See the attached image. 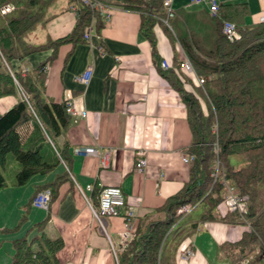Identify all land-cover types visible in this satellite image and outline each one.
Returning a JSON list of instances; mask_svg holds the SVG:
<instances>
[{"label": "trees", "instance_id": "1", "mask_svg": "<svg viewBox=\"0 0 264 264\" xmlns=\"http://www.w3.org/2000/svg\"><path fill=\"white\" fill-rule=\"evenodd\" d=\"M6 1L12 2L14 8L0 14V96L18 94L19 98L0 112V189L8 184L23 185L33 175L50 171L60 161L69 167L68 141L59 144L55 138L64 133L72 117L66 111L67 99L56 101L45 94L46 66L60 44L86 41L83 36L86 25H93L97 31L104 24L100 10L90 2L67 0L76 14L70 31L35 44L28 40V34L51 16L47 9L56 0H0V3ZM99 1L138 10L141 30L154 49L153 27L161 23L171 41H178L198 80L192 85L194 90H187L172 67L162 70L186 105L192 132L191 143L186 148L192 157L189 177L160 205L164 218L139 225L134 235L123 242L121 250L116 252L115 264H176L178 246L197 225L182 219L198 205L203 207L201 219L249 223V230L238 240L220 244L230 264L247 257L249 264H264V22H247L248 9L243 1L219 4L214 12L180 6L173 8L171 16L163 0ZM226 19L234 22L237 37L223 32ZM46 47L51 48V53L37 66L24 73L19 68L12 69L13 60ZM180 62L174 53V66L179 68ZM8 159L17 162L10 183L3 174ZM216 170L217 174H212ZM68 178L69 171L65 169L37 191L49 187L50 201L58 185ZM226 184L232 185L235 193L247 197L244 212L217 213L216 205L226 193ZM183 204H190L191 209L178 213L177 208ZM26 217L21 215L15 225L3 226L0 232L16 229ZM45 221L34 223L39 233L31 239L26 234L13 238L9 264L58 263L56 252L63 240L46 234Z\"/></svg>", "mask_w": 264, "mask_h": 264}, {"label": "crops", "instance_id": "2", "mask_svg": "<svg viewBox=\"0 0 264 264\" xmlns=\"http://www.w3.org/2000/svg\"><path fill=\"white\" fill-rule=\"evenodd\" d=\"M217 1L219 4L246 2L245 20L249 23L260 21L264 14V0ZM180 6L207 10L201 3L172 0L173 8ZM108 7L109 18L99 30H92L89 40L74 45L71 42L60 44L55 57L46 66L45 94L56 101L74 100L85 110L84 115H71L72 122L55 138L59 144L68 141L69 167L60 161L50 171L38 173L40 176L23 192V188H16L20 185L11 186L17 193L26 194L24 207L29 209L33 206L32 196L40 186L65 169L69 171L70 179L58 185L45 211L35 213L40 216L37 221L46 220L43 227L49 237L60 236L63 240L56 252L57 264H115L116 252L123 245L121 232L128 230L130 239L139 225L164 218L165 212L160 205L189 177L190 163L182 159L192 140L186 105L162 70L172 67L187 90H194L192 85L198 81L196 75L180 65L179 68L174 66V53L180 61L187 58L178 41H171L161 23L153 27L154 49L141 30L138 10L112 4ZM47 14L51 16L28 34L30 42L39 44L66 34L76 17L67 0L59 8L51 11L48 8ZM50 53L51 48L46 47L15 59L12 69L19 68L22 72L23 68H33ZM164 61L169 65L164 66ZM89 65L92 75L84 84L78 76ZM18 98V94L0 96V112ZM83 145L95 146L96 153L85 155L74 151L76 146ZM140 149L144 150L146 158L144 170L135 167ZM87 184L92 188L88 189ZM107 184L121 187L134 213L127 216L125 208L121 207L118 214L107 215L101 226L91 206L98 203L99 191ZM198 207L199 213L192 215L191 210L182 219L197 225L178 246L176 264H230L220 244L238 240L249 230V223L246 220L201 219L203 207ZM216 211L220 215L228 212L222 201L216 205ZM181 247L192 251L188 258L181 257ZM12 253L7 250V255L0 260L9 264ZM247 259L245 264H249L250 259ZM242 260L236 264H242Z\"/></svg>", "mask_w": 264, "mask_h": 264}, {"label": "built area", "instance_id": "3", "mask_svg": "<svg viewBox=\"0 0 264 264\" xmlns=\"http://www.w3.org/2000/svg\"><path fill=\"white\" fill-rule=\"evenodd\" d=\"M84 2H90L93 6L98 8L101 12V14L104 17V21L109 18L110 15V8L108 5L103 4L99 0H83ZM190 2L193 3H201L205 6V8L209 12H214L219 8V2L217 0H190ZM163 6L167 11V14L171 16L173 14V7H172V0H163ZM14 4L12 2L6 1L3 3H0V14H6L13 10ZM165 23H167L166 19H163ZM260 21L264 22V14L260 17ZM94 30L93 25L89 24L86 25L84 28L83 36L86 39H90L91 32ZM223 32L231 37H237L238 32L236 30L234 22L230 20H224L223 21ZM164 66H168V62L164 61L162 63ZM180 66L187 72H191L192 66L188 59H184L180 62ZM26 71V68L22 69V72L24 73ZM92 75V67L89 65L87 66L82 73L78 76L79 80L83 82L84 84H87L91 78ZM16 80V79H15ZM66 111L70 115H84L85 110L82 109L78 102L74 100H67L66 103ZM75 152H82L83 154H95L97 149L93 145H83V146H76L74 148ZM139 157L135 163V167L138 170H144L146 167V158L144 156V150L140 149L138 151ZM191 156L188 154H183L182 159L185 162H188L191 160ZM214 175L217 174V170L213 171ZM88 189L92 188L91 184H87L86 186ZM77 188L82 192V189L80 186L77 185ZM51 189L49 187L43 188L39 191H37L33 198H32V205L39 207V208H47L48 202L50 199ZM246 196L240 195L234 192L233 186L226 184V193L221 200L224 204L227 211L237 210L240 212H244L247 208L246 203ZM91 206V204H90ZM121 207H124V213L127 216L133 215L134 211L132 206L127 204L126 198L123 194V191L119 185L116 184H107L101 187L99 191V198H98V205L97 207L91 206L92 211L94 212L96 219L98 223L103 226L105 222V218L107 215H115L119 213V209ZM191 209L190 204H183L180 207L177 208V212H188ZM130 232L128 230H123L121 232L122 235V242L127 240L129 238ZM179 252L182 258L186 259L188 258L192 251L188 248L181 247L179 248ZM248 259L244 258L242 260V264H245Z\"/></svg>", "mask_w": 264, "mask_h": 264}, {"label": "rangeland", "instance_id": "4", "mask_svg": "<svg viewBox=\"0 0 264 264\" xmlns=\"http://www.w3.org/2000/svg\"><path fill=\"white\" fill-rule=\"evenodd\" d=\"M66 2V0H56L54 3H52L49 7V11L52 9H56L61 7V5ZM17 162H15L13 159L7 160L6 162V168L3 170V174L5 176L6 181L10 183L13 178L15 177V172L17 171ZM38 174V173H37ZM40 176L34 175L27 183L20 185L16 188H23L22 192L27 188L29 189L30 184L34 181L35 178ZM11 184H8L7 186L2 188V191L0 192V228L4 225H8L9 227H12L15 225L21 215L25 214L27 217L23 221V223L18 226L16 229L9 230L6 232H0V259H2V256L7 255V250H12L13 252V238L18 237L21 235L26 234L28 240L31 239V237L38 232V229L35 227L34 223L38 219H40V216H35V213H40L45 211L44 208H36L31 207L29 209H26L24 207V204L27 203V199L25 198V193H20L12 189ZM18 186V185H16ZM200 212V207H196L192 211V215H195ZM34 221V222H33ZM11 256V254H10ZM11 258V257H10ZM9 258V261H10ZM1 264H5V262H2L0 260Z\"/></svg>", "mask_w": 264, "mask_h": 264}]
</instances>
